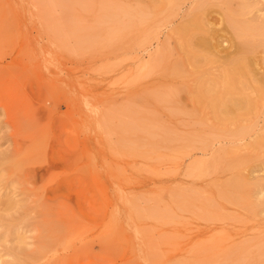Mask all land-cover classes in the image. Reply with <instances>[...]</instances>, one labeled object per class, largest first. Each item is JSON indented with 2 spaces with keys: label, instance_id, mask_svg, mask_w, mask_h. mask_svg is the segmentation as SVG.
I'll return each instance as SVG.
<instances>
[{
  "label": "rangeland",
  "instance_id": "1",
  "mask_svg": "<svg viewBox=\"0 0 264 264\" xmlns=\"http://www.w3.org/2000/svg\"><path fill=\"white\" fill-rule=\"evenodd\" d=\"M261 80L264 0H0V264H264Z\"/></svg>",
  "mask_w": 264,
  "mask_h": 264
},
{
  "label": "bare ground",
  "instance_id": "2",
  "mask_svg": "<svg viewBox=\"0 0 264 264\" xmlns=\"http://www.w3.org/2000/svg\"><path fill=\"white\" fill-rule=\"evenodd\" d=\"M173 1V0H168V2ZM207 3V2H206ZM199 4V3H198ZM202 5V4H199ZM198 5V6H199ZM218 5V4H217ZM203 6V5H202ZM208 6V5H207ZM223 6V5H222ZM195 7V5H194ZM193 8V7H192ZM211 8V7H210ZM226 8V7H225ZM196 9V7H195ZM194 9V10H195ZM227 10V8H226ZM191 11H193L191 9ZM230 12V11H228ZM227 12V13H228ZM237 12V11H236ZM193 13V12H191ZM204 13V12H203ZM201 15V12H200ZM187 16V15H186ZM204 17V16H203ZM208 17V16H207ZM186 18V17H185ZM209 18V17H208ZM225 19V18H224ZM184 21V20H183ZM206 23L209 22H205L204 19L202 17L199 16H190V18L187 20V22L183 23L182 25L177 27V30L179 33L181 34H186L187 37L191 38V47L192 48H196V50H192L190 53V57L195 58V56L197 55V53L202 54V52L198 49V46L200 48L201 44H204L203 41L206 40L204 39V36L202 35V29H203V25H205ZM221 23V22H220ZM223 23V22H222ZM230 25V23H229ZM226 26V25H225ZM235 26V25H234ZM206 27V26H204ZM208 27V26H207ZM231 27V26H230ZM242 27V26H241ZM209 28V27H208ZM216 28V27H215ZM233 28V27H232ZM219 31V30H218ZM235 32V31H234ZM215 32H210V36L212 38L216 37V33ZM247 33V32H246ZM236 34V32H235ZM240 34V33H239ZM242 34V33H241ZM203 40V41H202ZM209 40V39H208ZM186 41V40H185ZM207 41V40H206ZM206 43H209L208 41ZM210 45V43H209ZM209 45H207L209 47ZM251 45V44H250ZM204 46V45H203ZM205 46V49L206 47ZM241 46V45H240ZM207 47V49H208ZM211 48V47H210ZM249 48V47H248ZM246 48V49H248ZM201 49V48H200ZM204 50V49H202ZM209 50V49H208ZM242 50L243 47H242ZM249 50V49H248ZM251 50V49H250ZM211 52V50H209ZM240 51V50H239ZM252 51V50H251ZM246 52V51H245ZM244 52V53H245ZM241 53V52H240ZM199 54V55H200ZM204 54V53H203ZM212 54H214V52H212ZM206 55V52H205ZM204 55V56H205ZM208 55V54H207ZM209 56V55H208ZM215 56V55H213ZM202 58V57H201ZM209 58V57H208ZM200 60V59H199ZM203 60V59H202ZM200 60V61H202ZM246 61V59H245ZM196 62V59H195ZM248 62V61H247ZM199 63V62H198ZM231 64L237 69V71H230L227 72L226 75V83L229 85L228 87H223V88H218V89H214V90H210V92H213L212 95L214 97L215 100H221V102L223 103V107H222V113L227 114V116H229L228 114L231 113L233 111L234 108H241L245 111H248L249 109H251L253 106V100L251 99V97L247 94L246 90L247 88L250 86H244L245 84H243L242 86H237V77L239 76H246L247 75V70H249L248 66L250 65H246V63H243V60L240 57H237L235 59H232ZM247 79V78H246ZM252 79V78H251ZM257 79V77H256ZM263 79V78H262ZM258 80V79H257ZM252 81V80H251ZM260 81V79L258 80ZM254 82V81H253ZM240 83V82H239ZM246 83V82H245ZM254 85H256L254 83ZM253 85V86H254ZM248 88V89H249ZM256 92H261L264 93V80H261L259 87H252ZM206 91V90H204ZM209 92V91H208ZM250 94H252L250 92ZM259 94V93H258ZM255 95V94H254ZM257 95V93H256ZM258 96V95H257ZM258 100V99H257ZM260 101V100H259ZM264 101V100H263ZM259 105V104H258ZM226 116V115H225ZM226 116V117H227ZM241 118L243 119L242 115ZM227 120V119H226ZM239 129V128H238ZM241 130V129H240ZM264 143V136L260 137L259 139V144ZM233 185H235L237 188H240L241 185L237 180H233L231 182Z\"/></svg>",
  "mask_w": 264,
  "mask_h": 264
}]
</instances>
